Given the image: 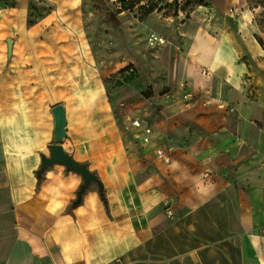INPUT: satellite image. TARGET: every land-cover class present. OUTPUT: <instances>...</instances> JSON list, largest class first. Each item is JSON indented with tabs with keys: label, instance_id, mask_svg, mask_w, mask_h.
I'll list each match as a JSON object with an SVG mask.
<instances>
[{
	"label": "crops",
	"instance_id": "crops-1",
	"mask_svg": "<svg viewBox=\"0 0 264 264\" xmlns=\"http://www.w3.org/2000/svg\"><path fill=\"white\" fill-rule=\"evenodd\" d=\"M43 1L34 22L40 0L0 7V264H264L260 5L204 0L180 26L173 84L190 83L197 105L154 88L146 109L116 115L89 61L93 0ZM207 91L233 110L201 106ZM59 104L65 151L102 185L80 200V173L39 174ZM158 148H172L168 162Z\"/></svg>",
	"mask_w": 264,
	"mask_h": 264
},
{
	"label": "rangeland",
	"instance_id": "rangeland-1",
	"mask_svg": "<svg viewBox=\"0 0 264 264\" xmlns=\"http://www.w3.org/2000/svg\"><path fill=\"white\" fill-rule=\"evenodd\" d=\"M241 9L258 7L257 20L264 29V0H248ZM18 0H0V7L16 5ZM33 7L31 22L47 10L40 0ZM95 15L86 17L90 42L89 61L96 75L106 83V93L113 111L118 115L123 104L146 109V99L154 88L158 95L181 91L173 84L178 52L184 51V41L177 34L180 26L191 18L204 0H93ZM257 3V4H256ZM241 9L239 12L241 13ZM234 11V8H232ZM37 13V14H36ZM162 36L164 44L150 45V34ZM181 50L169 51L174 45ZM168 81L169 84H164ZM187 82V81H184ZM163 97V96H162ZM142 113L135 112L134 118Z\"/></svg>",
	"mask_w": 264,
	"mask_h": 264
},
{
	"label": "water",
	"instance_id": "water-1",
	"mask_svg": "<svg viewBox=\"0 0 264 264\" xmlns=\"http://www.w3.org/2000/svg\"><path fill=\"white\" fill-rule=\"evenodd\" d=\"M53 114L55 118L54 134L57 142L50 145V156H45L43 158L39 174H41L48 166L54 163L64 164L70 170L80 173L84 179V183L82 184L78 192V198L80 200L85 191L90 187L91 183H97L100 188L102 187V185L98 177L89 170L87 165L76 161L70 154L65 151L63 144L61 143V141L67 136V119L63 106L61 104L55 106L53 108Z\"/></svg>",
	"mask_w": 264,
	"mask_h": 264
},
{
	"label": "built area",
	"instance_id": "built-area-1",
	"mask_svg": "<svg viewBox=\"0 0 264 264\" xmlns=\"http://www.w3.org/2000/svg\"><path fill=\"white\" fill-rule=\"evenodd\" d=\"M148 42L150 45H157V44L159 45V44H164L166 42V40L162 36H159L157 34L152 33L148 37ZM180 90L181 91H180L179 95L183 99L184 105L186 107H193V106L197 105V103H198L196 100L197 94H196L193 86L190 83L183 82L181 84ZM177 95H178L177 91H167L162 96L165 100L170 101V100H174ZM199 103L203 107H209L212 104H215L219 109L233 110L232 106L228 102H226L225 100H223L219 97H216L210 91L202 93L201 100ZM132 125L135 128L141 129L147 136L145 138V141H148L149 136L153 133V127L141 119H134L132 122ZM171 150H172V148H168V149L158 148L157 154L164 161L168 162L170 159L168 152ZM261 233L264 236V223L261 226Z\"/></svg>",
	"mask_w": 264,
	"mask_h": 264
},
{
	"label": "trees",
	"instance_id": "trees-1",
	"mask_svg": "<svg viewBox=\"0 0 264 264\" xmlns=\"http://www.w3.org/2000/svg\"><path fill=\"white\" fill-rule=\"evenodd\" d=\"M36 19H37V18H36ZM36 19H35V20H36ZM35 20H34V21H35ZM34 21H32V22H34ZM261 41H262V40H261Z\"/></svg>",
	"mask_w": 264,
	"mask_h": 264
}]
</instances>
